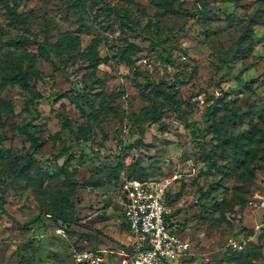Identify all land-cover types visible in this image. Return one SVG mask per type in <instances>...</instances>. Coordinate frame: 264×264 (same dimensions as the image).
Returning <instances> with one entry per match:
<instances>
[{
    "label": "rangeland",
    "instance_id": "rangeland-1",
    "mask_svg": "<svg viewBox=\"0 0 264 264\" xmlns=\"http://www.w3.org/2000/svg\"><path fill=\"white\" fill-rule=\"evenodd\" d=\"M5 1L19 3L23 23ZM152 1L0 0V60L22 53L33 73L28 88L1 93L12 109L0 116V190L14 219L0 213V264H75L74 249L131 248L115 185L142 172L169 183L191 246L175 264H264L255 199L264 194V0H170L174 12ZM33 136L43 142L35 153ZM44 208H64L79 225Z\"/></svg>",
    "mask_w": 264,
    "mask_h": 264
},
{
    "label": "built area",
    "instance_id": "built-area-1",
    "mask_svg": "<svg viewBox=\"0 0 264 264\" xmlns=\"http://www.w3.org/2000/svg\"><path fill=\"white\" fill-rule=\"evenodd\" d=\"M168 193L169 183L165 181L125 179L115 201L123 205L122 219L133 237V251L130 252L126 246L106 256L105 250L74 249V263L175 264L186 259L191 249L190 242L170 228L167 222L172 213ZM255 199L264 207V194L257 193ZM233 246L243 247L241 241L233 242ZM116 255L120 258L117 259Z\"/></svg>",
    "mask_w": 264,
    "mask_h": 264
},
{
    "label": "trees",
    "instance_id": "trees-1",
    "mask_svg": "<svg viewBox=\"0 0 264 264\" xmlns=\"http://www.w3.org/2000/svg\"><path fill=\"white\" fill-rule=\"evenodd\" d=\"M152 2L158 8L164 9L165 11H172V12L175 11L174 2H172L170 0H153ZM4 4H5V7L7 8V11L9 12L11 18L13 19V21L18 22V23H23L22 16L18 12L19 3L15 1V3L13 5H11L9 1H5ZM21 41H24V40L21 39ZM41 46L44 47V49L46 51L51 53L50 52L51 48L49 47V45L47 43L43 42V43H41ZM25 62H26V58H25L24 54H22V53L14 54L12 52L9 54L7 64H4L3 61L0 60V78H1V82H0V116L2 113L1 111H5V112L9 113V112H11V109H12V104L10 102H6L5 100H3L1 98V93L6 88V86L13 83V84H18L23 88H28V86L32 80L33 73H31L30 71H28L24 68ZM96 63H97L96 60L92 61L93 65H95ZM156 88L159 91L164 92L163 90L159 89V86H156ZM41 98H42L41 95L33 96L27 102V107L29 108V106L33 105L35 102H37ZM86 101L88 102V104H91V105L93 104V102L87 97H86ZM211 110H212V108H209V112ZM101 112H102V107L96 109L91 115H93L94 117H97L101 114ZM161 115H162L161 112H158L157 114H155L154 115V121L159 120ZM65 123H66V126L70 128V131L72 133H74V129L72 128L70 121L66 120ZM28 125L30 126L31 124H28ZM212 129H213V132L216 133L219 137L221 136L219 133V130L217 128H212ZM77 136H80L86 140L89 139L88 132L86 130H84L83 128H81L79 130V133L77 134ZM3 141H4L3 137L0 136V144H2ZM33 141H34L33 147H34V153H35V152L39 151L40 148L43 146V142L41 141V139L39 137H36V136H33ZM211 154H212V152L210 153V155ZM34 164H35V160L33 157V153L27 154V156L25 157V160L21 163L17 174L18 175L28 174L29 171L32 169ZM60 170L68 180L72 179L73 173L70 172L69 170H67L64 165L61 166ZM146 176L147 175L145 174V172H142L139 176H137V179H147ZM117 178L119 179V175H117ZM125 179L126 178H124L123 180H120L115 185V187L118 189V191L121 190L122 183ZM0 192H1L0 213L9 215L12 219H14L13 216H11L5 208V206L7 204V200H6V194H5L4 190L1 189ZM170 198H171L170 194L168 193V204L170 203ZM64 204H68V202H65ZM169 206H170V204H169ZM43 212L51 214L52 217L55 218L56 220H61L67 224L79 225V220L73 219L72 217H70V218L66 217L64 208H59L58 211L55 209H51V208H44ZM174 217L175 216H174L173 212L168 216V218H167L168 225L170 228L174 229L177 233L181 234L180 225L178 224L177 220L174 219ZM30 223H32V221L28 222L26 224H22V226L28 227L30 225ZM122 224H123V226H125L128 229V226L126 223H122ZM124 247H126V246H124ZM127 249L130 252L133 251V249H131L129 247ZM231 255L237 256V254L234 252H232ZM257 255H261V250L257 251ZM226 256L227 255H225V257ZM228 259H230V258L228 257Z\"/></svg>",
    "mask_w": 264,
    "mask_h": 264
},
{
    "label": "crops",
    "instance_id": "crops-1",
    "mask_svg": "<svg viewBox=\"0 0 264 264\" xmlns=\"http://www.w3.org/2000/svg\"><path fill=\"white\" fill-rule=\"evenodd\" d=\"M131 238L133 239L132 235H131ZM114 251H115V250H114ZM114 251H111V252H114ZM117 251H119V250H117ZM117 251H115V252H117Z\"/></svg>",
    "mask_w": 264,
    "mask_h": 264
}]
</instances>
